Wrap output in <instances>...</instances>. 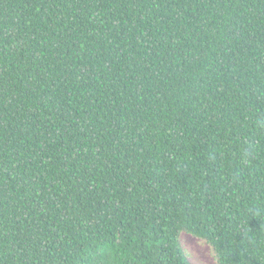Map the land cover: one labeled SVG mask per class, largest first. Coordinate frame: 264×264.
Listing matches in <instances>:
<instances>
[{
  "label": "trees",
  "instance_id": "16d2710c",
  "mask_svg": "<svg viewBox=\"0 0 264 264\" xmlns=\"http://www.w3.org/2000/svg\"><path fill=\"white\" fill-rule=\"evenodd\" d=\"M264 264V0H0V264Z\"/></svg>",
  "mask_w": 264,
  "mask_h": 264
},
{
  "label": "rangeland",
  "instance_id": "374dc122",
  "mask_svg": "<svg viewBox=\"0 0 264 264\" xmlns=\"http://www.w3.org/2000/svg\"><path fill=\"white\" fill-rule=\"evenodd\" d=\"M181 242L193 263L217 264L214 251L206 240L188 232H182Z\"/></svg>",
  "mask_w": 264,
  "mask_h": 264
}]
</instances>
